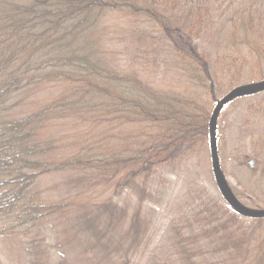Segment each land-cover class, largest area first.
I'll list each match as a JSON object with an SVG mask.
<instances>
[{
	"label": "trees",
	"instance_id": "trees-1",
	"mask_svg": "<svg viewBox=\"0 0 264 264\" xmlns=\"http://www.w3.org/2000/svg\"><path fill=\"white\" fill-rule=\"evenodd\" d=\"M205 1L0 0V217L33 225L48 221L56 207L38 197L36 186L44 175L68 167L102 173L108 186L117 176L115 184L145 189L160 167L185 164L201 151L209 140L208 103L193 94L155 88L139 72L123 71L110 56L114 50L108 30L115 16L152 27L149 36L145 27L138 33L143 53L150 55L152 49L157 56L158 37L163 39L193 82L211 83L217 104L212 67L233 62L230 51L264 56V0L233 15L232 31L216 28L213 21L224 4L235 0ZM202 35L212 38L210 50L198 42ZM49 84L63 90L36 110L41 104L28 103L35 96L31 93ZM259 95L264 97L254 96ZM258 103L264 108V99ZM23 104L28 110L17 112ZM68 116L94 123V136L92 129L81 132L89 144H69L68 136L58 134L59 120ZM118 124L128 133L115 153L112 131ZM67 146L87 157H77V150L65 155ZM215 208L209 206L202 220L210 223L208 245H223L212 255L220 253L231 264H264V219H240L228 210L218 218ZM134 222L131 231L137 238L141 219Z\"/></svg>",
	"mask_w": 264,
	"mask_h": 264
},
{
	"label": "rangeland",
	"instance_id": "rangeland-1",
	"mask_svg": "<svg viewBox=\"0 0 264 264\" xmlns=\"http://www.w3.org/2000/svg\"><path fill=\"white\" fill-rule=\"evenodd\" d=\"M254 1L235 0L234 4H224L220 14H215V27L232 31V16ZM132 21L115 16L109 23L113 61L125 72H139L155 88L193 94L208 103L212 113L216 104L210 95L211 83L193 82L183 63L168 51L159 37L155 47L158 55L154 56L152 49L150 55L143 53L137 41L138 33L145 27V34L149 36L153 33L152 27ZM223 32L224 38L226 31ZM198 42L210 50L212 38L202 35ZM234 52L230 51L235 57L233 62L212 67L216 74L214 95L219 101L236 88L264 80V56L249 50L241 54ZM62 90L57 84L46 85L31 93L35 96L28 103L41 104L34 106L38 110ZM263 99V95L232 99L220 112L216 125L223 178L239 203L253 210H264V108H259L258 103ZM22 108L28 110L23 104L16 111ZM93 125L91 120L68 116L59 120L57 131L60 136H68L69 144L73 140L89 144L81 132L92 129L93 135ZM105 127L103 124L100 133ZM112 133L114 152L118 153L128 129L122 124ZM250 134L254 135V142ZM209 146L207 139L204 148L185 164L160 167L145 189V185L115 184L120 181L117 176L114 180L111 177L108 186L102 173L79 166L44 175L36 186V193L42 201L55 205L56 212L38 225L26 219L16 223L13 217H0V264H231L220 253L212 255V251L220 250L223 245H208L209 238L205 235L210 223L202 221L211 205L216 206L218 218L224 210L236 214L218 189ZM76 150L77 157H87V152L70 146L63 152L74 155ZM249 161L254 162V167L249 166ZM138 217L141 227L136 238L131 229Z\"/></svg>",
	"mask_w": 264,
	"mask_h": 264
},
{
	"label": "water",
	"instance_id": "water-1",
	"mask_svg": "<svg viewBox=\"0 0 264 264\" xmlns=\"http://www.w3.org/2000/svg\"><path fill=\"white\" fill-rule=\"evenodd\" d=\"M264 92V80L255 82L251 85H245L241 86L239 88H236L235 90L230 91L229 93H226L224 97L216 104L213 113L210 119V127H209V142H210V152H211V161H212V168L214 171V176L216 178L218 189H220L224 199L230 204L232 209L238 213L240 216H243L246 219H264V210H253L244 207L239 203V201L235 198V196L232 194V192L229 190L223 172L220 159H219V153H218V147H217V136H216V125H217V119L222 111V109L228 104L232 99L240 96H251L255 94H260ZM254 162L249 161V166H253Z\"/></svg>",
	"mask_w": 264,
	"mask_h": 264
}]
</instances>
